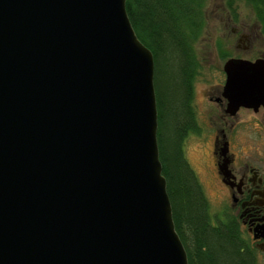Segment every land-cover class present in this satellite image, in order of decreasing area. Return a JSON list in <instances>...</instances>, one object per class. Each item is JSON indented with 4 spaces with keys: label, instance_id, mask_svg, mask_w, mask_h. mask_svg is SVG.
Returning a JSON list of instances; mask_svg holds the SVG:
<instances>
[{
    "label": "water",
    "instance_id": "water-1",
    "mask_svg": "<svg viewBox=\"0 0 264 264\" xmlns=\"http://www.w3.org/2000/svg\"><path fill=\"white\" fill-rule=\"evenodd\" d=\"M225 112L264 105L227 58ZM125 0H0V264H187Z\"/></svg>",
    "mask_w": 264,
    "mask_h": 264
},
{
    "label": "trees",
    "instance_id": "trees-1",
    "mask_svg": "<svg viewBox=\"0 0 264 264\" xmlns=\"http://www.w3.org/2000/svg\"><path fill=\"white\" fill-rule=\"evenodd\" d=\"M232 18L237 4L248 6L264 38V0H223ZM206 0H125L137 39L153 57L156 141L172 220L187 264H256L253 251L238 235L233 216H211L208 201L187 162L183 141L195 131L192 81L200 67L196 44L206 25ZM175 88L165 91L164 73Z\"/></svg>",
    "mask_w": 264,
    "mask_h": 264
},
{
    "label": "flooded vegetation",
    "instance_id": "flooded-vegetation-1",
    "mask_svg": "<svg viewBox=\"0 0 264 264\" xmlns=\"http://www.w3.org/2000/svg\"><path fill=\"white\" fill-rule=\"evenodd\" d=\"M231 21L226 11L224 26L228 27ZM254 28H258L256 33L244 25L230 26L234 48L250 51V43L262 38L259 26ZM250 56L242 58L235 54L227 58L253 61L264 58V51ZM222 73L224 82L225 75ZM220 92L221 89L219 96L203 99L207 103L204 114L208 116L211 134L205 155L207 174L215 193L228 201V207L221 214L230 213L237 223L238 235L246 240L254 255L258 253L264 256V105L259 104L255 108L239 106L233 114H229L225 112L226 99ZM241 115L245 119H241ZM195 124V131L190 133L202 135L196 121ZM241 129H250L254 135L250 147L246 145L247 133L242 134Z\"/></svg>",
    "mask_w": 264,
    "mask_h": 264
},
{
    "label": "rangeland",
    "instance_id": "rangeland-1",
    "mask_svg": "<svg viewBox=\"0 0 264 264\" xmlns=\"http://www.w3.org/2000/svg\"><path fill=\"white\" fill-rule=\"evenodd\" d=\"M237 16L232 18L228 27L224 26L226 17V9H224L223 0H206L205 18L206 25L202 36L196 44V53L199 59L200 67L192 81V98L191 107L194 112V117L197 125L202 130V135L188 134L183 141L184 156L195 173L197 180L202 186L204 195L208 201V211L211 216L222 215V210L228 207L226 202L221 198L220 194H216L207 174V150L209 138L211 136L208 127V116L204 114L207 103L203 102L204 98H214L219 96L221 84L223 82L222 64L228 56L238 54L242 58L251 57L256 53L264 51V38L256 39L251 42V50L243 51L240 48H234V38L229 32L230 26L241 27L247 26V29H253L257 23L254 20L253 14L248 6L238 3ZM228 12V11H227ZM228 15L230 13L228 12ZM231 16V15H230ZM258 26V25H257ZM262 35V34H261ZM263 39V41L261 40ZM168 73L165 72L162 77V83L166 87L165 91L175 88L177 80L169 81ZM215 115V112L213 113ZM241 119H245L243 115ZM242 134L247 133L246 145L250 147V140L253 134L250 129H241ZM242 141V139H241ZM256 264H264V256L255 253Z\"/></svg>",
    "mask_w": 264,
    "mask_h": 264
}]
</instances>
